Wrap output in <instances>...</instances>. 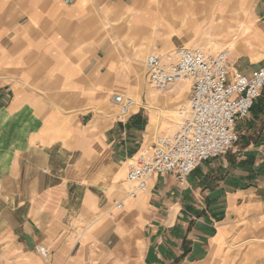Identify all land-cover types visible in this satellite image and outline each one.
Here are the masks:
<instances>
[{
	"label": "crops",
	"instance_id": "crops-1",
	"mask_svg": "<svg viewBox=\"0 0 264 264\" xmlns=\"http://www.w3.org/2000/svg\"><path fill=\"white\" fill-rule=\"evenodd\" d=\"M152 1L0 0V237L22 240L42 255L37 264L63 237L78 238L70 248L90 257L82 264H264V95L251 119L237 120L240 146L183 184L156 175L147 194L126 199L128 161L151 145L160 111L178 121L172 107L190 90L175 85L163 108L138 86L144 49L127 53L130 29L151 26L139 11L163 13L149 15ZM168 1L170 18L162 15L173 28L176 16L205 17L211 0ZM246 3L249 45L231 59L230 76L264 66V0ZM216 24L223 33L226 23ZM171 30L173 49L194 45ZM134 92L135 110L116 115L115 95Z\"/></svg>",
	"mask_w": 264,
	"mask_h": 264
},
{
	"label": "built area",
	"instance_id": "built-area-1",
	"mask_svg": "<svg viewBox=\"0 0 264 264\" xmlns=\"http://www.w3.org/2000/svg\"><path fill=\"white\" fill-rule=\"evenodd\" d=\"M72 0H68L71 2ZM229 52L210 55L201 48H178L166 54H149L144 63L147 85L163 94L189 82L188 104L174 133L157 134L127 163L126 199L150 190L156 175L175 173L179 183L205 162L224 157L239 142L237 120L245 119L264 91V66L252 76H230ZM120 117L130 116L132 99L115 95ZM123 208V201L116 202Z\"/></svg>",
	"mask_w": 264,
	"mask_h": 264
},
{
	"label": "rangeland",
	"instance_id": "rangeland-1",
	"mask_svg": "<svg viewBox=\"0 0 264 264\" xmlns=\"http://www.w3.org/2000/svg\"><path fill=\"white\" fill-rule=\"evenodd\" d=\"M232 2H236L238 4V7L231 8L233 7ZM232 2L230 3L229 0H224V1L223 0H212L211 3L205 1V3H203L205 7V12L203 13L205 14V17L196 18V16H190L187 14L186 18L184 19L183 17L176 16L174 18L176 22L173 25V28H171L172 25L168 24L165 20L166 18L167 19L170 18L168 12H169V5L171 4L168 0L166 1L157 0V1L149 2V10H148L149 15L151 14L153 15L154 13H156L157 9L161 7V9L163 8L162 12L164 13L167 12L166 18L164 15L157 12L158 13L157 17L147 19L143 11H139V13L141 14L143 18V24H147L151 26H143V27H140L139 29H134V28L130 29L131 37L129 39V43H128L129 48L127 50V53L130 54V56H132V53L134 51H141L144 49L143 57H141L139 80H137L138 86L142 88L141 92L142 93L144 92L146 95L148 91L150 92L153 91L154 95L162 99L161 103L159 102L157 103L159 105L163 104L161 106L163 108L166 106L168 94L171 92L169 90H172V89L170 88L168 91L164 92L163 94L158 93L157 91L151 89L147 85L145 77H144V63L149 54L155 53V54L162 55V54H166V53H169L175 50L170 46L172 38L174 36V33H172L173 31L171 29H173L175 32V29H177V27L179 31L181 30L184 31V33L181 35L188 38V40L190 41H193V42L195 41V43H197V42L205 40V46L194 43V45H187L181 48H201L210 55H216L220 53L221 51H225V50L228 51V48L230 46L229 44L235 41L234 42L235 46H238L240 49L238 51V54L235 53L234 55L233 52L230 53L231 58H229V64L230 66H232L231 59L234 56L241 55L242 53L246 52V49L249 45L248 39H249V35H251L250 31H251V26H252V21L250 20L249 13L246 7L247 5L246 0L245 1L232 0ZM177 4L178 6H180L184 3L178 2ZM237 8H238L239 13L241 14L238 15V18H235L233 16ZM192 9H189V10H192ZM214 9H218V10H214ZM216 22L226 23L223 29L224 30L223 33L221 32L219 34L220 31H218ZM191 23L193 24V26H195L194 27L195 30L202 29L203 27V30H205V33L200 34L201 38H197L198 37L197 34H193L187 31V30L192 29V27L191 28L189 27ZM246 26H249L248 32L247 31L245 32ZM141 45L143 46L141 47ZM148 45L153 46L154 49L153 48L149 49ZM179 88L176 90V92L179 90ZM134 94L135 92L129 93L127 94V96L131 97L132 99L134 98L137 99L136 97H134ZM189 95H190V90H189ZM189 95L185 100L180 102L177 106L172 107V110L175 111L178 121H174L173 118H170V116L172 115L168 114L167 117L168 116L169 117L167 118V120L163 119L160 125V127L161 126L162 127L159 129L155 127L152 130V136L148 139V143H151L154 136L157 134L166 135V134L174 133L176 131L177 126L181 119V114H180L181 110L188 104ZM263 95H264V91L262 92V95L259 98V100L262 99ZM258 101L256 102V105ZM146 111L150 113V110L147 109ZM119 114H120V108H118L116 111V115H119ZM249 117H250L249 119L252 118V113ZM164 120H165V124H163ZM239 127H241L240 122H239ZM237 130L240 132L239 128H237ZM243 137L245 139L244 141L246 142V139L253 138V134L248 133L247 135ZM241 144L242 143L240 140L236 146H240ZM124 196H125V193H123L121 198H123ZM70 238L72 239L69 242L68 240ZM73 238L75 237H63L64 242L59 243V245L58 243L53 244L54 247L50 248L51 254L49 253L50 255L49 260H48L49 262L46 261L45 264H82L84 260H86V262H89L90 257L84 258L83 254L80 251L79 246L78 247L76 246L74 249L71 250L70 247H72L75 241L78 239L77 238L76 240H74ZM65 243H67L69 247L67 246L66 250L63 253L59 252V250L61 251V248L65 246ZM60 253H62L61 256L59 255ZM86 254L87 253H85V255ZM41 256L42 255H40L39 253H36L35 251H31V250L27 251V249L22 243V240L16 241L15 238L11 239L10 237H0V264H37V260H40L39 258Z\"/></svg>",
	"mask_w": 264,
	"mask_h": 264
},
{
	"label": "bare ground",
	"instance_id": "bare-ground-1",
	"mask_svg": "<svg viewBox=\"0 0 264 264\" xmlns=\"http://www.w3.org/2000/svg\"><path fill=\"white\" fill-rule=\"evenodd\" d=\"M212 1V0H211ZM211 1H208V2H211ZM224 1V0H223ZM226 3V2H225ZM228 3V2H227ZM231 3V2H230ZM163 11V10H162ZM164 13V12H163ZM163 13H161V14H163ZM239 13V12H238ZM240 14V13H239ZM174 16V15H173ZM129 17V16H128ZM121 18V17H120ZM174 18V17H173ZM128 22V21H127ZM125 23V22H124ZM171 23V22H170ZM132 26V25H131ZM119 28V27H118ZM130 28V27H129ZM117 29V28H116ZM120 29V28H119ZM122 29V28H121ZM135 29V28H134ZM118 32V31H117ZM121 33V32H120ZM123 33V32H122ZM117 34V33H116ZM122 38H123V36H121ZM124 43H125V41H124ZM230 46H229V48H228V52H229V58H230V53H232L233 52V47H234V44L233 43H230L229 44ZM143 46V45H142ZM139 64V63H138ZM134 66V65H133ZM137 69V68H136ZM139 71H140V69H139ZM185 85L183 86V88H182V91H186L187 89H189V82H186V83H184ZM149 93V92H148ZM122 96H124L125 98H130V99H132L131 97H129V96H127V95H123V94H121ZM148 96H149V94H148ZM150 97V96H149ZM134 98V97H133ZM150 99V98H149ZM137 100V99H136ZM136 100H135V98L134 99H132V101H133V103H134V105H133V107L131 108V111H130V114L132 113V111L137 107V102H136ZM114 101V100H113ZM114 103H115V101H114ZM138 105H142L141 104V102H138ZM156 105V104H155ZM149 109H154L155 107H153L152 105H148L147 106ZM161 107V106H160ZM158 112H159V110H157ZM164 116H165V114H163V112L162 111H160L159 112V117H158V119H157V124H159V126L161 125V123H162V121H163V119H164ZM151 127V126H150ZM153 128V127H152Z\"/></svg>",
	"mask_w": 264,
	"mask_h": 264
}]
</instances>
